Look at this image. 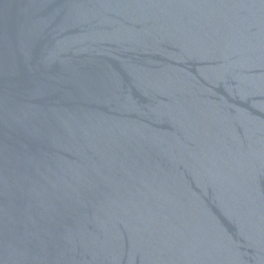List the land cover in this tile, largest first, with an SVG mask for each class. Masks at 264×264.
<instances>
[{"label":"water","instance_id":"95a60500","mask_svg":"<svg viewBox=\"0 0 264 264\" xmlns=\"http://www.w3.org/2000/svg\"><path fill=\"white\" fill-rule=\"evenodd\" d=\"M0 264H264V0H0Z\"/></svg>","mask_w":264,"mask_h":264}]
</instances>
